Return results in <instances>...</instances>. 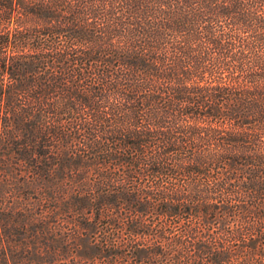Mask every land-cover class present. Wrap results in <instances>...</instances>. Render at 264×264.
I'll list each match as a JSON object with an SVG mask.
<instances>
[{
    "label": "trees",
    "instance_id": "1",
    "mask_svg": "<svg viewBox=\"0 0 264 264\" xmlns=\"http://www.w3.org/2000/svg\"><path fill=\"white\" fill-rule=\"evenodd\" d=\"M0 264H264V0H0Z\"/></svg>",
    "mask_w": 264,
    "mask_h": 264
}]
</instances>
